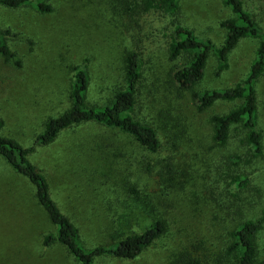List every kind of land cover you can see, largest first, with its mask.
<instances>
[{"label":"rangeland","instance_id":"374dc122","mask_svg":"<svg viewBox=\"0 0 264 264\" xmlns=\"http://www.w3.org/2000/svg\"><path fill=\"white\" fill-rule=\"evenodd\" d=\"M243 2L264 28V0ZM52 3L54 10L48 14L32 7L0 8V24L12 32L11 49L22 61L17 66L0 56L1 134L30 145L44 121L68 106L72 64L89 71L88 102H105L122 86L124 54L139 50L143 68L135 115L160 127V150L150 153L120 130L88 122L62 131L30 159L47 177L53 196L79 227L88 248L103 238L104 226L109 225V232L118 226L113 220L126 208L133 210L130 231L139 232L150 221L141 217L142 205L168 192L159 185L184 182L185 192L163 196L172 205L165 210L167 230L161 237L133 259L101 256L95 264H173L183 251L201 255L205 264H232L223 257L232 222L257 217L264 205V155L248 165L238 164L237 138L224 147L212 146L210 117L225 114L238 101H218L200 112L191 92L172 82L181 59L168 58L169 29L162 12L143 11L133 0ZM179 13L196 35L217 45L222 42L220 22L230 10L221 0H182ZM257 46L258 39H241L228 56V68L219 74L211 55L194 90L228 88L241 81ZM258 92V127L264 141V74ZM245 152L242 148L239 153ZM168 162L176 172L170 182L164 170ZM220 163L225 166L216 169ZM244 176L247 186H235ZM126 180L139 183L144 191L140 198L129 195ZM108 195L114 200L113 210L105 202ZM54 230L38 208L32 184L0 157V264H80L59 243L42 246V234ZM257 244L259 261H264V228Z\"/></svg>","mask_w":264,"mask_h":264},{"label":"trees","instance_id":"16d2710c","mask_svg":"<svg viewBox=\"0 0 264 264\" xmlns=\"http://www.w3.org/2000/svg\"><path fill=\"white\" fill-rule=\"evenodd\" d=\"M182 0H133L136 6H142L143 11H160L165 15L169 29L167 54L171 61L180 60L171 74L172 82L181 90L190 91L192 100L198 111L202 112L212 107L218 101L238 104L225 114H213L210 117L212 146H226L230 140H239V149L245 153L234 152L237 162L248 165L253 159L264 155L262 131L258 127L259 92L258 82L264 74V28H261L252 14L246 9L243 0H221L230 10V15L220 22L224 29L222 42L217 45L211 39L196 35L195 31L180 19V2ZM19 9L32 7L41 14L54 10L52 0H0V8ZM11 31L0 24V56L6 62L21 65V58L11 49L9 38ZM246 37L258 39L255 57L247 75L228 88L196 91L195 84L203 75L211 55L217 59V73L228 68V56L237 43ZM143 68L142 53L137 49L127 51L123 56L122 86L99 104L88 102L90 74L86 66L72 64L70 80L67 89L68 106L56 116L48 117L42 130L37 133L30 145H24L19 140L1 134L4 122L0 119V157L19 175L27 179L34 187V197L54 231L41 236L43 247L59 243L64 246L80 264H95L97 257L110 256L121 259H133L146 247L161 237L167 230L166 209L172 205L168 196L178 190L185 192L184 182L173 186L176 172L168 165L164 168L169 186L162 197L155 196L142 205L141 217L150 220L139 232L130 231L132 209L113 220L117 227L109 232V225L103 238L93 247H86L81 240V232L76 223L60 207L52 194L51 185L42 170L34 164L30 155L38 147L51 144L59 134L81 123L93 122L109 128L120 130L131 136L140 147L150 153L160 150L161 140L159 128L147 121L140 120L135 115L138 103V85L141 81ZM245 147V148H244ZM224 163L216 165L221 169ZM163 176L165 174H162ZM127 181V180H126ZM245 176L236 181L235 186L246 187ZM234 183V182H233ZM127 191L130 196L140 198L144 192L139 183L128 182ZM211 185V184H209ZM165 189H161L163 191ZM19 202V199H18ZM105 202L109 210H113L114 200L110 195ZM137 208V206H135ZM129 209V211L127 210ZM166 217V218H165ZM147 221V220H146ZM109 224V223H108ZM229 231L228 245L224 248L223 257L232 264H264L259 261L257 238L264 228V205L255 218H236ZM203 257L189 251L176 255L173 264H205Z\"/></svg>","mask_w":264,"mask_h":264}]
</instances>
